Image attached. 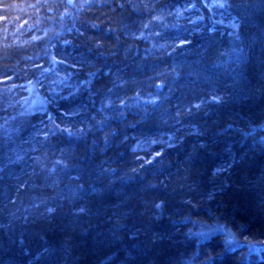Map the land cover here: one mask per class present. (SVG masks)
<instances>
[{
    "label": "trees",
    "instance_id": "16d2710c",
    "mask_svg": "<svg viewBox=\"0 0 264 264\" xmlns=\"http://www.w3.org/2000/svg\"><path fill=\"white\" fill-rule=\"evenodd\" d=\"M149 5L84 0L74 12L97 90L109 91L124 68L127 94L159 91L153 72L161 58L124 59L134 44L123 30ZM10 6L22 10L28 0ZM247 20V38L258 35ZM220 37L206 19L185 37L182 58L197 74L194 106L169 103L165 117L154 106H126L100 116L75 148L63 147V165L50 177L0 173V264H264V46L235 40L240 71L219 75L211 57L226 48ZM22 56L0 50V80L23 82ZM50 110L58 124L78 126L62 116L63 105Z\"/></svg>",
    "mask_w": 264,
    "mask_h": 264
},
{
    "label": "rangeland",
    "instance_id": "374dc122",
    "mask_svg": "<svg viewBox=\"0 0 264 264\" xmlns=\"http://www.w3.org/2000/svg\"><path fill=\"white\" fill-rule=\"evenodd\" d=\"M82 1L28 0V7L21 10L16 8L21 0H0V50H22L23 53V82L14 83L10 78L0 80V169L24 160L23 165L9 168L13 177H20L37 167L42 173L53 174L56 165H63V152L59 150L62 137L75 139L90 130L82 122L86 113L90 119L98 122L100 116L104 120L113 117L126 106H136L140 110L154 106V113L160 117L169 113V103L180 104L184 108L194 106L199 99L196 95L199 93L198 87L195 85L197 74L192 73V69L186 65L181 48L185 46L187 36L201 25L202 19L208 20L213 30L221 33L223 36H220L229 42L237 38L241 40L239 31L243 39L248 41V33L243 29L239 15L228 11L231 5L228 0H194L181 4H161V0H155L148 3L147 16L138 17L136 23L129 24L123 30L130 44H134V48L124 50V59L135 60L139 57L137 60L140 63L153 57L161 58L153 72V77L159 82V91H152L149 97L137 93L129 95L119 87L115 91V85L107 92L96 88L94 91L96 75L92 69L93 60L85 62V65L78 64V58L82 55L81 45L76 39L79 28L74 27L76 25L71 20L75 16L74 12L81 10ZM236 2L249 9L244 15L248 18L247 23L254 22L261 29L259 34H263L264 42V19L259 17L264 12V0ZM69 6L72 7L70 13ZM248 42L256 47L264 46L258 41ZM230 46L232 50L226 47L222 53L214 56L220 58V62L224 60V63L220 69L215 65L219 61L215 60L214 65L212 61V72L220 75L217 72L223 70L228 75L238 74V61L242 60V55L237 45ZM198 49L201 52L197 50L199 55L206 52L204 47ZM113 53L116 55L118 52ZM184 69L188 71L187 81L182 82L176 77ZM199 76H202L201 73ZM183 87L188 92L183 94ZM87 99H91L92 104L85 103ZM59 104L66 108L62 116L65 119L76 118L78 126L69 122H55L50 109L51 105ZM89 106L92 109L86 111L85 107ZM40 143L47 146L45 150L38 148ZM142 143L144 141L138 142L137 146ZM71 147H76L73 140Z\"/></svg>",
    "mask_w": 264,
    "mask_h": 264
},
{
    "label": "bare ground",
    "instance_id": "6f19581e",
    "mask_svg": "<svg viewBox=\"0 0 264 264\" xmlns=\"http://www.w3.org/2000/svg\"><path fill=\"white\" fill-rule=\"evenodd\" d=\"M127 1V0H126ZM128 1H130V0H128ZM155 0H144V2H150V4L152 3V2H154ZM229 2H231L230 4L231 5H229L228 6V11L229 12H231L232 11V13L234 14V15H239V18H240V22H242V23H244V21L246 20V18H247V16H244L245 14H247L248 13V11H249V9H247L246 7H244V6H242V5H239V4H236L235 2H233V1H230V0H228ZM216 12H219L220 13V11H216ZM146 16L148 15V13H146L145 14ZM144 15V16H145ZM138 17H141V16H137L136 18H134V20L132 21V22H128L127 24L129 25H133V23H136V21L138 20ZM129 21V20H128ZM239 21V20H238ZM241 23V25H242V27L244 28V27H246L245 26V24H242ZM127 25V26H128ZM235 34V33H234ZM237 34V33H236ZM220 35H222L221 33H220ZM238 35H239V38H241V40H239L240 42H243V43H245L246 41L243 39V35H242V33L239 31V33H238ZM241 36V37H240ZM262 37H263V34L262 33H260V34H258V35H255V36H251L250 35V37H248L247 39H249V40H252V41H258L257 43H259V44H261V45H263V43H260L259 41H261L262 40ZM220 38H222V36L220 37ZM233 41H231V42H227V44H226V47H227V49H229V50H232L231 48V46L230 45H233V47H234V45H236V43H235V40L234 39H232ZM236 40H238V38L236 39ZM229 43H230V45H229ZM232 43V44H231ZM246 44V43H245ZM201 53V52H200ZM231 53V52H230ZM203 54H206L205 52L203 53ZM230 56H232V54L230 55ZM215 58V59H214ZM213 58V65H214V62H215V60H216V62L217 61H219L220 60V58H218V57H214ZM217 58V59H216ZM232 59H233V57H231ZM79 60H80V62H79V65H85V62H89L88 61V59H86L84 56H82V55H80L79 56V58H78ZM123 61V60H122ZM125 61H128V60H125ZM125 61H123V62H125ZM243 60H241V59H239V61H238V63H240L241 64V62H242ZM222 63H224V60H222L221 62L219 61V62H217L215 65H218V67L220 68L221 67V64ZM223 65V64H222ZM221 69V68H220ZM223 71V70H222ZM218 72H220V70L218 71ZM187 73H188V71L187 70H185L184 69V71H182V74H177V76L178 77H176V79L178 78V80L179 81H182V82H185L186 81V78H187ZM233 73V72H232ZM235 73V72H234ZM236 74V76L238 75L237 73H235ZM233 75V74H232ZM115 76H116V79H115V85L117 86V87H119V88H122V90L123 91H125L126 92V89H127V83H128V76L126 75V72H125V70H124V68H119V69H117V72H115ZM181 77V78H180ZM120 79L122 80V83H121V81H120ZM117 87H113V89L115 88V91H117ZM95 88H96V85L94 84V88H93V90L95 91ZM112 88V87H111ZM110 88V89H111ZM185 87H183L182 88V91H184V92H187L186 91V89H184ZM97 89V88H96ZM110 91V90H109ZM85 103H87V104H92V101H91V99H87L86 100V102ZM89 104V105H90ZM92 109V106H89V107H85V110L86 111H89V110H91ZM92 112H95V111H93L92 110ZM84 120V121H83ZM82 122L85 124V125H87L88 126V128H90V130L91 129H93L94 127H96L97 125H98V122L96 121V120H92V119H90V116L86 113V115H85V117L84 118H82ZM26 130H28V129H26ZM89 130V131H90ZM82 137H84V135H82V136H79V137H75V139H71V138H68V139H66V137H62V140H61V147H59V150H61L62 149V152H63V147H65V146H68L69 144H72V140L76 143V141L77 140H79L80 138H82ZM44 143H40L39 144V146H38V148H41V149H43V150H45L46 149V145L44 144ZM24 162V160L22 159V160H20L19 161V163L18 164H21V165H23L22 163ZM10 165H11V163H10ZM12 165H14V164H12ZM11 165V166H12ZM60 165L61 164H59V165H56V167H54V170H56L57 171V169L56 168H61L60 167ZM11 166H9V168L11 167ZM37 167V166H36ZM8 169V166L5 168V169H3L0 173H4V172H6V170ZM36 171H37V173L36 174H42V173H40L41 172V169L39 168V167H37L36 168ZM48 173V172H47ZM49 174V177L52 175V174H50V173H48ZM48 174H46V175H48ZM63 177V180L65 179L64 177H67L68 179L70 178V177H68V176H66V174L65 173H63V174H61ZM45 176V175H44Z\"/></svg>",
    "mask_w": 264,
    "mask_h": 264
}]
</instances>
